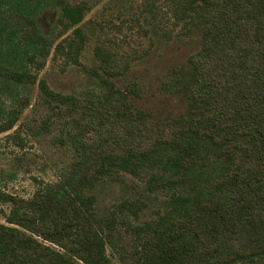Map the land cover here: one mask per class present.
<instances>
[{
  "label": "trees",
  "instance_id": "16d2710c",
  "mask_svg": "<svg viewBox=\"0 0 264 264\" xmlns=\"http://www.w3.org/2000/svg\"><path fill=\"white\" fill-rule=\"evenodd\" d=\"M139 1L197 36L163 82L183 98L176 113L138 104L135 82L114 81L126 57L96 44V91L62 93L37 75L48 56L82 65L92 0H0V131L34 84L74 150L70 170L30 195L0 189V264H111L113 210L96 214L85 192L119 171L167 192L159 213L130 225L131 264H264V0ZM18 131L5 137L21 145Z\"/></svg>",
  "mask_w": 264,
  "mask_h": 264
},
{
  "label": "rangeland",
  "instance_id": "374dc122",
  "mask_svg": "<svg viewBox=\"0 0 264 264\" xmlns=\"http://www.w3.org/2000/svg\"><path fill=\"white\" fill-rule=\"evenodd\" d=\"M46 20L47 16L43 18L47 26ZM81 26L86 34L80 55L82 65L62 66L48 56L37 75L43 76L49 87L62 93L96 91V79L90 72L96 62L92 54L96 44L126 57L128 67L114 81L119 85L135 82L140 94L135 98L138 104L160 114L182 109L183 98L162 86L181 65L183 57L197 47L194 31L181 33L184 29L165 9L151 11L139 0H92ZM46 114L48 110L38 98L35 85H30L29 101L21 108L15 124L0 131V189L28 196L44 182L56 180L70 170L74 150L66 137L68 123L62 117L45 119ZM13 128H18L22 136L21 145L5 137ZM146 177V172L132 176L119 171L97 181L85 192L94 196L92 207L96 214L105 215L113 210L114 248L108 244L105 247L111 264H131L130 225L153 218L163 207L167 192L148 191ZM125 202H137L140 209L133 215ZM7 209V203H0V221L2 211Z\"/></svg>",
  "mask_w": 264,
  "mask_h": 264
}]
</instances>
